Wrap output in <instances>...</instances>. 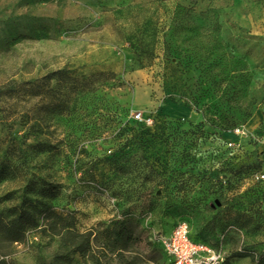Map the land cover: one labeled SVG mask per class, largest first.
Segmentation results:
<instances>
[{"label": "rangeland", "instance_id": "374dc122", "mask_svg": "<svg viewBox=\"0 0 264 264\" xmlns=\"http://www.w3.org/2000/svg\"><path fill=\"white\" fill-rule=\"evenodd\" d=\"M58 70L75 81L45 79ZM260 161L264 0H0V162L18 168L0 182V212L20 204L28 181L60 186L42 201L91 245L74 254V235L66 245L36 229L0 240V264H171L161 239L179 222L194 239H218L224 264H255ZM117 220L133 239L112 252ZM244 250L252 257L231 259Z\"/></svg>", "mask_w": 264, "mask_h": 264}, {"label": "trees", "instance_id": "16d2710c", "mask_svg": "<svg viewBox=\"0 0 264 264\" xmlns=\"http://www.w3.org/2000/svg\"><path fill=\"white\" fill-rule=\"evenodd\" d=\"M45 79L56 80L61 83L65 80L75 81L65 70H58L46 76ZM75 85L70 84L67 93L60 92L53 105V110L59 114L69 110V103L71 102V95L76 92ZM37 149L39 153H50L55 147L47 144H38ZM264 162H259V167H262ZM18 177L17 166L7 165L4 162H0V182L7 179H16ZM45 183L44 185H46ZM60 186L49 185L47 187L36 188L33 181H28L25 188V193L21 198L19 205L14 206L7 210L6 213L0 212V240L9 243H22L26 239V234L32 230L40 229L43 232L51 231L53 235L60 236L62 241L67 244V238L73 236L72 252L74 254H84L87 249H91L90 243L86 247L83 242L78 240L79 235L72 229V225L69 223L63 215L55 212L47 203H44L43 199L55 200L60 194ZM29 194H35L41 200L33 202ZM40 215L44 222V225H40V220L37 215ZM42 226H46L41 229ZM50 226V227H49ZM68 235V236H67ZM219 238V237H218ZM109 243L111 245L106 246V249H110L112 246L115 248L112 252H118L123 250L122 246L127 244L133 239V233L129 227V223L125 220H117L113 223L112 229L108 235ZM201 243L216 247L218 246V239L215 242H206L201 239H194ZM252 257V254L247 250L243 252L235 253L231 259H244ZM253 262L255 264H264V252L256 257L253 256ZM98 264H102L98 261Z\"/></svg>", "mask_w": 264, "mask_h": 264}, {"label": "built area", "instance_id": "2783aa9c", "mask_svg": "<svg viewBox=\"0 0 264 264\" xmlns=\"http://www.w3.org/2000/svg\"><path fill=\"white\" fill-rule=\"evenodd\" d=\"M135 122L145 127L154 125V117L137 113ZM241 130L236 135H241ZM259 178L264 179V175ZM161 247L165 257L171 264H224L223 247L210 246L194 240L191 229L185 222L177 223L171 232L161 239Z\"/></svg>", "mask_w": 264, "mask_h": 264}]
</instances>
